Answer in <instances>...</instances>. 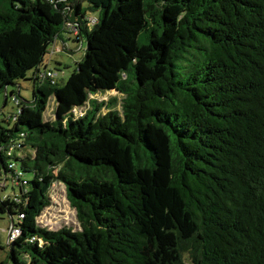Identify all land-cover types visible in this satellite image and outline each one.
Instances as JSON below:
<instances>
[{"label":"trees","instance_id":"16d2710c","mask_svg":"<svg viewBox=\"0 0 264 264\" xmlns=\"http://www.w3.org/2000/svg\"><path fill=\"white\" fill-rule=\"evenodd\" d=\"M2 92L0 264H264V0H0ZM56 181L79 230L38 223Z\"/></svg>","mask_w":264,"mask_h":264},{"label":"rangeland","instance_id":"374dc122","mask_svg":"<svg viewBox=\"0 0 264 264\" xmlns=\"http://www.w3.org/2000/svg\"><path fill=\"white\" fill-rule=\"evenodd\" d=\"M89 15L98 16L99 12H89ZM72 32L62 31L61 34L63 39L57 41L55 48L52 53L50 52L46 55V63L48 71L47 74H51L50 76H55L56 80L59 82H64L70 76V74L76 69L78 61L84 56L85 49L87 47V39L86 36L82 38V41L77 36H79V32L73 27L71 28ZM53 48V47H52ZM52 50V49H51ZM44 67V66H43ZM32 73L30 72L29 75ZM21 85L20 96L29 99L32 101L34 99L33 91V82L31 79H23L19 83ZM12 87L9 92H11ZM19 87L16 86L15 90H18ZM118 94L116 90H110L107 92H101L95 95H91V98H96L99 100H107L111 96ZM121 98V94L119 99ZM88 108V104L75 109V112L78 114H82L85 112V109ZM17 106L15 105V101L13 97H9L7 103L5 101V93H0V120L3 121L4 124H7L9 119L11 123H13L14 118L11 116L17 115ZM107 109L104 108L103 112H106ZM55 116V102L52 98L50 104L47 107V110L44 114L46 120H51ZM30 176V175H29ZM14 183L9 181L7 183V188L4 191L0 190L2 194H10L14 193L13 186ZM4 187L3 184H0V188ZM2 189V188H1ZM16 192L18 191L16 186ZM51 204L48 206L42 214L38 217V223L42 227H46L50 230L61 229L65 226L71 227L75 230L81 229L80 221L77 217V210L71 204L68 191L63 182L56 181L51 189ZM11 229V230H10ZM16 229L11 225L9 219L7 217L0 219V239L7 244V241L13 238L9 235L18 234ZM9 235V237H8Z\"/></svg>","mask_w":264,"mask_h":264},{"label":"built area","instance_id":"2783aa9c","mask_svg":"<svg viewBox=\"0 0 264 264\" xmlns=\"http://www.w3.org/2000/svg\"><path fill=\"white\" fill-rule=\"evenodd\" d=\"M75 29H76V31H78L77 28H75ZM15 231H17V233H18V229H16ZM10 236L14 239V238H16L17 235L16 234H12V235L10 234Z\"/></svg>","mask_w":264,"mask_h":264},{"label":"crops","instance_id":"0c3cea01","mask_svg":"<svg viewBox=\"0 0 264 264\" xmlns=\"http://www.w3.org/2000/svg\"><path fill=\"white\" fill-rule=\"evenodd\" d=\"M59 39L62 40L63 39V36H61ZM59 39H58V41H59Z\"/></svg>","mask_w":264,"mask_h":264}]
</instances>
